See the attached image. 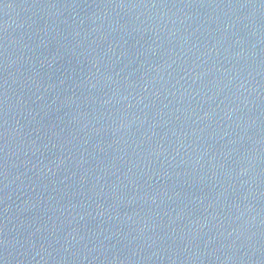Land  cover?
<instances>
[{
	"label": "water",
	"instance_id": "1",
	"mask_svg": "<svg viewBox=\"0 0 264 264\" xmlns=\"http://www.w3.org/2000/svg\"><path fill=\"white\" fill-rule=\"evenodd\" d=\"M0 264H264V0H0Z\"/></svg>",
	"mask_w": 264,
	"mask_h": 264
}]
</instances>
